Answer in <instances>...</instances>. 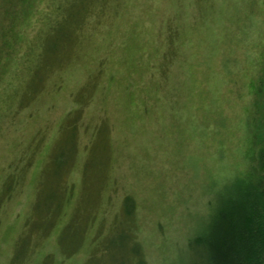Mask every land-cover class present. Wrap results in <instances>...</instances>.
<instances>
[{"label":"rangeland","instance_id":"1","mask_svg":"<svg viewBox=\"0 0 264 264\" xmlns=\"http://www.w3.org/2000/svg\"><path fill=\"white\" fill-rule=\"evenodd\" d=\"M59 2L0 0V264L203 259L264 150V0L68 1L48 49Z\"/></svg>","mask_w":264,"mask_h":264},{"label":"trees","instance_id":"2","mask_svg":"<svg viewBox=\"0 0 264 264\" xmlns=\"http://www.w3.org/2000/svg\"><path fill=\"white\" fill-rule=\"evenodd\" d=\"M31 1L26 0L28 6H31ZM65 1L55 6L54 18H42L43 24L51 31L46 40L48 49L65 40L77 24L78 13L71 14L67 5L68 1L72 6L79 2V12L80 0ZM32 14L34 12L29 9L25 17ZM4 45H7L6 42ZM257 164L258 168L251 175L226 184L217 193L216 210L214 207L207 231L189 242L190 248L203 257L195 259L192 264H264V150L259 151ZM126 203V213L130 214L134 207L129 206V198ZM132 252L140 255L135 245Z\"/></svg>","mask_w":264,"mask_h":264}]
</instances>
